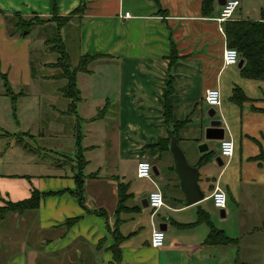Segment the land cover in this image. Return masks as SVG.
<instances>
[{
	"label": "crops",
	"instance_id": "crops-1",
	"mask_svg": "<svg viewBox=\"0 0 264 264\" xmlns=\"http://www.w3.org/2000/svg\"><path fill=\"white\" fill-rule=\"evenodd\" d=\"M80 3L85 7L83 14L61 29L62 39L65 45L66 37L74 41L75 64L84 54L102 56L88 65L87 72L76 74L79 98L70 112V99L59 91L65 80L52 78L57 71L47 67L55 60L40 63L47 75L34 77L33 72L39 50L49 52L45 41L52 34L54 23L35 26L26 36H11L7 19L15 13L24 18L36 15L46 19L54 12L65 16ZM221 9L216 0L209 16L202 14L201 0H0V140L16 139L21 134L25 139L41 140L49 134L55 137L54 152L60 156L50 174L41 170L24 174L0 171V206L6 201L28 198L34 188L41 193L64 190L41 197L36 210L10 213L7 217L16 218L26 228L36 219L40 233L53 229L54 244L45 239L43 252L55 250L60 261L65 252L73 254L76 264H112L111 247L117 243L120 264H238V243L203 241L207 237L205 231H210L209 224L214 226L222 218L210 199L215 185L234 204L226 203L224 217L233 215V208L238 209L242 201L249 204L253 192L264 199V161L254 159L264 153V112L256 110L264 108V81L242 77L237 65H223L227 41L220 31L223 26L217 21ZM236 9L231 20L250 19L241 12L235 13ZM125 12L130 16L125 18ZM250 20H264V15ZM44 27L51 30L50 35L40 34ZM34 39L36 45L32 44ZM104 74L108 79H103ZM169 76L173 81L172 117L174 121L187 120L175 134L188 163L198 167V185L204 198L184 206V195L174 173L163 187L154 177L164 197L162 208L171 214L162 213L160 208L151 216L152 210L144 201L154 185L136 176V164L139 159H146L156 167L158 175L161 169H172L168 150L154 146L169 138L170 126L162 115ZM4 78L13 94H18L13 102L5 94ZM227 80L231 89L227 98L237 106L240 121L236 128L228 122L235 150L231 158L223 161L208 146L207 135L217 137L219 130L207 134L208 124L196 125L193 117L198 109L202 110L205 90L216 87L221 91L222 81ZM59 81L62 86L48 84ZM234 88H239L246 100H234ZM51 90L53 95L46 94ZM62 100L67 102L63 107ZM219 127L223 138L231 137L221 121ZM203 133L207 149L191 150L192 141ZM216 140L220 144L221 139ZM215 157H219L218 161ZM235 166L236 174L231 175ZM79 169L84 180L83 205L69 192L76 187L74 176ZM127 173L134 179L128 178ZM99 180L110 186L98 189L100 201L95 207L84 193L89 194L87 188L100 184ZM119 184L125 186L128 195L123 199L118 196ZM253 185L260 190L253 191ZM167 194L172 202L167 200ZM73 217L78 219L66 230L65 222ZM239 217L238 225L235 223L237 231L238 227L242 231L258 229L248 222V216ZM160 223L166 226L165 240L162 247L155 249L150 246V235ZM214 227L232 231L224 226ZM187 229L202 231L206 237L184 238L180 233ZM233 253L235 256L231 257ZM24 262L22 256H16L8 264ZM0 264L5 262L1 259Z\"/></svg>",
	"mask_w": 264,
	"mask_h": 264
},
{
	"label": "rangeland",
	"instance_id": "rangeland-1",
	"mask_svg": "<svg viewBox=\"0 0 264 264\" xmlns=\"http://www.w3.org/2000/svg\"><path fill=\"white\" fill-rule=\"evenodd\" d=\"M239 2L240 5L237 7L235 13L241 12L243 16H247L250 19L258 18L261 15H264V0H239ZM50 33L51 30L46 27L41 29L40 32V34H42L43 36L47 34L50 35ZM69 34L71 35V32ZM35 40L36 39H34L32 42V44L34 45H36ZM65 40L67 44L66 45L67 52L70 55L71 58L70 60H72L71 65L73 67L75 66V62L77 59L76 45L74 41L71 40V37L69 38L66 37ZM55 59H56L55 53L42 52L41 50H39V53L36 54V58H34L35 62H33L34 64L33 72L35 74L34 77L47 75L48 71L45 70L43 67H41L40 63L46 61L47 62L54 61ZM56 71L57 73L59 72L58 69H56ZM99 74H102V72ZM104 78L108 79L105 74L103 75V79ZM48 84H52L51 86L59 87L63 85V82L60 81L56 83L49 82ZM80 86H83V84L81 83ZM229 93L231 94L229 81L228 80L222 81L221 91H220L221 106L220 109L217 108L214 109L215 115L213 117L214 119L221 121L223 127L226 128L225 129L226 134L230 133L228 130L229 129L228 122H230L234 126V128H236L239 125V121H240L239 110L237 106L233 102L229 101L227 98ZM43 94L45 96V91H43ZM46 94L51 96L53 95V91L51 90L49 92H46ZM65 103H67L66 100L60 101V106L63 107ZM208 109L210 108L207 105H205V102H203L202 110L198 109L196 113H194V117H193L194 124L196 125H201L202 123L203 125L208 124L210 119L207 115ZM229 135L231 136V134ZM234 137L236 138L235 133H234ZM199 141H202V143H198ZM204 141H205V136L203 133L201 137H199L197 140L192 141L191 150L193 149L199 152V146L206 143ZM55 143H56L55 137L54 136L52 137V135L49 134L46 135V138H42L41 140H37V139L35 140L29 138L25 139L23 138L22 134L21 137L18 135L16 139H12L10 137L1 138L0 171L7 172L11 170L13 172L24 174L31 172L37 173L39 172V170H41L42 172H46L47 174H50V172L52 173L55 170L53 165L56 162L60 161L59 160L60 156L54 152ZM20 145H23V147H20ZM208 146L213 151V154L215 156L216 155L219 156L218 140L208 141ZM29 148L31 149L29 150ZM3 152L4 154H2ZM219 157L222 158L223 161L225 160V158L221 156ZM41 162L42 164L40 165ZM128 163H130V161ZM236 168L237 167L235 166V173H231V175L236 174ZM173 173L174 172H172V169H166V168L161 169L160 174L156 175L155 178L159 182L160 186L163 187L168 183V176L170 174L174 175ZM127 176L130 179H134L130 177V173H127ZM98 182L100 184L93 183L91 184L92 185L91 187L87 188V192H90L89 194L84 193V195L88 197V200H93V203L89 202V204L95 207L98 206V201H100L98 200L100 198L98 194V189L101 187L108 188L110 186V183L105 180L103 181L99 180ZM139 182H145V181L139 180ZM83 189H84V183H83ZM252 189L253 191L255 189L260 190L257 185H253ZM253 194L254 195L251 197L252 199L250 200L249 204H246L245 200L244 202L242 201V203L239 204L240 206L238 209L233 208L234 209L232 213L233 215H228L227 213L228 217H222L221 219H217L214 225L220 227L221 226L228 227L232 230V231H223V233L227 237L234 238L238 241V245L236 246L238 247V253H237V256L239 257L238 264H264V199H262L263 197H261L258 193L255 194L253 192ZM167 196H168L167 200L169 202H172V200L169 198L170 195L167 194ZM227 203L228 206L234 205L233 203H230V201H227ZM3 206L4 207L6 206V202H4ZM218 211L217 213H219ZM161 212L164 214H171L170 211L164 208L161 209ZM10 213H18V212H8L4 215L3 217L4 220L3 219L1 220L2 226L0 228V261L2 259V261L5 262V264H8L9 261L11 263L14 257L22 256L23 259L25 260L24 264H76L75 259L72 258L73 254H68L67 252H65L63 259L60 261V258L57 257L55 250L52 251V249L50 248L48 249L47 252L45 249L44 252L42 251L44 247L43 242L45 241V239L48 240V242H51L50 240H52L54 244L53 229L47 231V234L40 233L39 232L40 228L35 226L34 223V221L36 222V219L35 220L33 219L32 225L30 227L27 228L24 227L25 224H23L22 227V224L16 218L12 217V220H9V218H7L9 217V215H12ZM33 214L34 213H32L31 215ZM239 215H241V217L248 216V222L251 225L257 226L258 229H255L253 231H244V230L242 231V229L240 230V228L237 226L238 227V231H237L236 225H238L240 220ZM259 216H262L263 219L262 223L259 222ZM64 228L66 230L68 229L66 224H64ZM181 231L182 232L180 234H182L184 238L193 235L196 236L194 239L199 238V240L200 239L203 240V238H205L210 232V231H205V234H207L205 236V234L203 233L202 235V231L199 230H188V231L181 230ZM24 254L28 255V258L26 256L25 259ZM226 254L228 255V253ZM226 254L222 256L223 260H225L227 256ZM232 256L234 257L235 253H233L231 257ZM241 259L244 261L243 263H241L242 262ZM223 264H227V263L224 262Z\"/></svg>",
	"mask_w": 264,
	"mask_h": 264
},
{
	"label": "trees",
	"instance_id": "trees-1",
	"mask_svg": "<svg viewBox=\"0 0 264 264\" xmlns=\"http://www.w3.org/2000/svg\"><path fill=\"white\" fill-rule=\"evenodd\" d=\"M215 0H201V12L205 16L212 14L214 9ZM84 4L80 3L74 10L65 16H60L57 13H53L51 17L43 19L36 15L30 18H24L19 13H15L8 17L7 23L11 28L10 35L18 34L20 36L28 35L33 27L43 26L47 23H54V30L52 34L46 38V45L49 52L56 54V59L54 62L47 63V67L58 69L59 72L52 76L55 79H64L65 85L59 89L63 97L70 99L69 111L74 110L75 102L78 100V91L76 87V74L78 72H87L88 65L94 60L100 58L102 55L97 54H84L79 57L78 62L75 66L71 65V58L67 52L66 45L62 39L61 29L66 25L70 24L74 17H81L84 11ZM223 29L226 36L227 45L237 49L239 53V58L243 59V65L239 68V72L242 77L253 80H263L264 81V20H227L223 24ZM175 59H171L173 62ZM5 94L11 97L12 102L14 101L16 95L13 94L10 87L6 83L4 78ZM173 93V81L172 77L169 76L166 91L163 98L162 105V115L164 121L168 126L174 128V133L187 121H174L172 117V106L170 101V96ZM233 99L243 102L246 97L239 88L233 89ZM14 106V105H13ZM257 111L264 112V108H256ZM6 133V132H4ZM169 138L161 139L156 145L162 150H168L167 145ZM79 163L81 165V157ZM254 159L264 161V153L261 152ZM203 161V160H201ZM81 169V168H80ZM76 173L74 176L76 187L74 190L69 191L79 202L83 205V183L84 180L81 176V172ZM125 186L122 184L118 185V196L125 197ZM61 191H48L39 192L37 189H32L30 196L28 198L11 202L6 201V206H0V221L3 219L4 215L8 212H18L24 213L28 210H36L39 207L40 198L46 195L56 194ZM128 196V195H127ZM121 201V200H120ZM123 201V200H122ZM78 217H73L67 219L65 222L66 226L69 227ZM210 232L204 239V244H236L238 241L234 238H229L224 235L221 229L215 228L212 224H209ZM113 254V263L120 264V250L117 243L111 247Z\"/></svg>",
	"mask_w": 264,
	"mask_h": 264
},
{
	"label": "built area",
	"instance_id": "built-area-1",
	"mask_svg": "<svg viewBox=\"0 0 264 264\" xmlns=\"http://www.w3.org/2000/svg\"><path fill=\"white\" fill-rule=\"evenodd\" d=\"M237 0H226L224 5H222L221 12L217 21L220 24H223L225 21L231 19L233 12L238 6ZM125 18L129 17V12H125L123 15ZM220 31L224 34L223 27H220ZM239 60V53L236 48L226 45L222 53L223 65H237ZM204 102L205 104L212 109H215L221 105L220 91L216 87L208 88L204 93ZM234 142L231 137L227 136L220 140L219 144V155L225 159H229L234 154ZM136 176L138 178L147 179L153 185L154 189L151 190L147 195V204L152 210L151 216H154L155 213L162 208L164 204V197L162 191L154 180V173L152 170V164L146 159H140L136 164ZM210 199L212 204L217 209H224L227 203V197L225 191L215 185L213 191L210 194ZM165 234L164 231L158 227H154L150 235V246L152 248H160L164 245Z\"/></svg>",
	"mask_w": 264,
	"mask_h": 264
},
{
	"label": "water",
	"instance_id": "water-1",
	"mask_svg": "<svg viewBox=\"0 0 264 264\" xmlns=\"http://www.w3.org/2000/svg\"><path fill=\"white\" fill-rule=\"evenodd\" d=\"M226 0H216L218 5H223ZM243 65V59H239L237 63V68H241ZM207 115L210 118L208 122V129L207 134L209 131L212 130H219L220 134L216 136H209L207 138L210 140L222 139L223 138V129L220 128V121L214 119L215 111L214 109L210 108L207 111ZM169 134V142L167 145L168 152L171 155L173 166L172 171L174 172L177 180H178V187L182 191L184 198L182 200V204L184 206L192 205L204 198V194L201 191L198 185V167L190 165L186 159V156L182 149L178 144V138L174 133V128L172 126L168 129ZM207 149L206 144H202L199 146V150L203 151ZM219 157H215V161H218ZM152 170L154 175H158V171L156 167L152 166ZM145 205L147 201L145 200ZM220 216L224 217L225 213L223 209L219 210ZM158 228L164 230L166 228L164 223H160Z\"/></svg>",
	"mask_w": 264,
	"mask_h": 264
},
{
	"label": "bare ground",
	"instance_id": "bare-ground-1",
	"mask_svg": "<svg viewBox=\"0 0 264 264\" xmlns=\"http://www.w3.org/2000/svg\"><path fill=\"white\" fill-rule=\"evenodd\" d=\"M224 5V4H223ZM240 59V58H239Z\"/></svg>",
	"mask_w": 264,
	"mask_h": 264
}]
</instances>
